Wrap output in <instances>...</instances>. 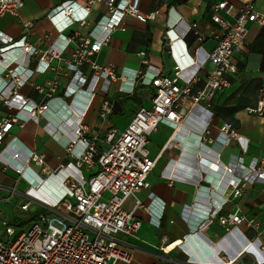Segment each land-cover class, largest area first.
I'll list each match as a JSON object with an SVG mask.
<instances>
[{
	"label": "built area",
	"instance_id": "1",
	"mask_svg": "<svg viewBox=\"0 0 264 264\" xmlns=\"http://www.w3.org/2000/svg\"><path fill=\"white\" fill-rule=\"evenodd\" d=\"M140 2L64 0L48 13L59 31L61 46L66 47L72 40L76 42L72 57L67 61V67L74 72L66 88L67 96L88 92L91 103L99 91L104 92L99 115L103 122H108L115 107L114 100L108 95L113 82L120 81L121 90L126 92H132L137 83L150 85L154 88V94L151 104L141 105L125 129L107 126L103 136L104 147L99 145L98 136L89 135L85 112L73 121L67 119V122L70 121V133L56 130L53 136L69 150L72 159L52 171L45 166L44 154H23L11 147L10 143L0 150V160L18 171L28 182L25 190L28 201L22 204V208L28 210L32 201L46 208V211L37 214L28 227L17 228L2 217L0 207V264H115L119 260L132 261L133 253L119 236L133 235L140 230L142 220L135 213L138 208H145L156 224L160 223L165 208V202L153 192L148 196V204L137 196L138 192L150 188L149 176L157 163V157H153L148 148L150 136L162 123L178 126L187 106L196 108L203 102L210 106L219 90L229 88L232 84L229 75L237 72L234 55L246 42L248 23L256 22L264 26V12L255 9L254 0L244 4L234 21L220 14L221 9L230 11L233 7L230 2L222 1L214 6V20L221 27L222 34H216L217 42L208 55L212 68L207 69L196 61L189 53L186 41L190 32L195 34L198 42L204 41L207 35L201 31L198 22H187L180 16L169 22L165 31L167 50L176 63L173 74H163L150 64L146 50L138 54L147 66L130 74L119 71L113 63H98L93 56L109 42L116 28H125V19L129 14L139 18L154 17L155 12H143ZM98 3L105 4L107 12L84 35L76 25L90 22L92 9ZM24 5L25 0H0V16L11 14L21 17L20 10ZM33 23L32 20L24 21L25 33L19 38L0 30V96L10 105L28 109L30 117L38 119L51 107L50 103L55 99L52 93L59 85L58 80L50 83L49 99L40 105L22 98L17 94V88L30 81L36 71L49 68L50 60L59 57L62 49L52 45L40 58L45 65L30 67L33 55L39 52L27 35ZM181 24L185 26L180 28ZM85 62L90 64L92 70L90 78L81 68ZM127 80L131 82L129 87L122 83ZM248 110L264 114V85L257 104ZM16 122L24 123L17 116L0 122V143ZM205 124L199 136L201 144L209 134V121L206 120ZM232 140H236L240 152L233 153L232 163L224 166L234 178L224 189L223 203L200 216L202 221L192 227L179 243L188 264H264V256L261 255L264 253V240L259 237L264 234V222L242 213H222L231 193L238 196L248 184L257 181L264 183V161L254 157L249 163L246 162L244 155L249 150L250 139L232 129L229 123L220 128L214 140L218 145V158ZM32 163L40 165L41 170H36ZM94 166H98V170L86 176L84 167ZM236 170L237 174L234 173ZM46 183L47 187L41 188ZM229 187L232 188L231 192ZM130 195L136 196V200L134 208L127 210L123 205ZM190 212L191 207L186 206L184 215ZM214 218L233 238V251L229 248L218 249V242L209 241L203 235V227ZM241 224L253 228L256 237L251 239L238 234L237 229ZM255 240L260 241L257 252L252 250ZM247 257L250 262L246 261Z\"/></svg>",
	"mask_w": 264,
	"mask_h": 264
},
{
	"label": "crops",
	"instance_id": "2",
	"mask_svg": "<svg viewBox=\"0 0 264 264\" xmlns=\"http://www.w3.org/2000/svg\"><path fill=\"white\" fill-rule=\"evenodd\" d=\"M63 1L25 0V5L20 10L21 17L11 14L0 16V30L14 38H19L25 33L24 21L34 22L27 35L38 47L39 52L33 55L30 67H43L45 64L40 58L52 45L62 49L59 57L50 60L49 68L36 71L30 81L17 88V94L22 98L40 105L49 99L47 93L50 83L58 80L59 85L52 93L55 99L51 101V107L38 119L31 118L28 109L10 105L0 96V122L4 123L13 116L24 122H16L9 128L0 143V150L10 143L11 147L23 154H44L48 171L72 159L69 150L53 136V132L59 130L70 133L69 122L85 112L84 120L89 126V135L98 136L99 145L104 147L103 136L107 126L114 125L125 129L141 105L151 104L154 92L152 86L141 83H137L132 92H126L121 90L120 81L113 82L108 95L114 100L115 107L108 122H103L99 115L104 92L99 91L91 103L88 92L67 96L66 88L74 73L67 67V61L72 57L76 42L72 40L63 48L59 31L48 17V13ZM222 1L230 2L233 7L230 11L221 9L220 14L225 19L234 21L248 0H141L143 12H155L154 17L139 18L129 14L125 19V28H116L109 42L103 45L93 58L100 64L113 63L119 71L130 74L147 66L138 54L141 50H146L150 64L159 68L163 74H173L176 63L171 52L167 50L165 31L168 23L180 16L187 22H198L201 31L207 35L204 41L198 42L195 34L190 32L186 41L189 53L199 64L210 69L213 65L208 60V55L217 42L216 34H222L221 27L214 20V6ZM254 7L264 12V0H254ZM106 12L105 4L94 5L90 22L82 26L76 25V28L87 35L96 20ZM184 26L185 24H181L180 28ZM234 60L237 72L229 75L231 86L219 90L212 98L210 106H206L204 102L196 108L189 105L185 108L178 126L162 123L150 136L148 148L151 155L157 157V163L149 176L150 188L138 192L137 196L146 204L150 201L148 196L151 192L161 198L165 202L163 216L160 223L156 224L145 208H138L135 213L142 220L140 230L133 235L119 236L133 253V259L130 262L119 260L115 264H188L187 256L179 248V243L192 227L202 221L200 216L223 203L224 189L230 179L234 178L227 173L224 166L232 163L233 153L240 152L236 140L231 141L219 158L218 145L214 141L225 123L231 124L232 129L250 139L249 150L244 155L247 163L254 157L264 161V114L248 110L257 104L264 85V26L256 22L248 23L246 42L235 53ZM81 68L90 78V64L85 62ZM122 83L128 87L131 84L128 80ZM67 119L70 121L67 122ZM206 120L209 121V134L203 140L204 144H201L199 136ZM32 165L36 170H41L40 165ZM97 170L98 166L84 167L86 176ZM234 173L237 174L238 171ZM26 184L28 182L18 171L0 160V202L4 206L16 195L20 196L19 199L22 198L12 216L7 215L5 206L2 212V215L13 218L12 223H19L14 224L17 228L28 227L39 212L46 211L45 206L37 201H32L28 210L22 208V204L28 201L25 195ZM231 191L232 188L229 187V192ZM108 195L107 193L106 196ZM135 200L136 196H128L124 208L133 209ZM10 205L12 207L9 203ZM186 206L191 207L188 215H184ZM20 207L23 212L32 211V214L29 217L22 216ZM228 212L246 214L264 222V183H250L238 196L231 193L222 209V213ZM31 218L33 219L29 224H20ZM202 233L209 241L218 242V249L229 248L233 251L235 248L233 238L227 234L226 228L217 218L207 222ZM237 233L251 239L256 237V231L246 224L239 225ZM259 237L264 240V234ZM259 242L255 240L253 251L257 252ZM261 255L263 257L264 253ZM246 261L250 262V258L247 257Z\"/></svg>",
	"mask_w": 264,
	"mask_h": 264
},
{
	"label": "rangeland",
	"instance_id": "3",
	"mask_svg": "<svg viewBox=\"0 0 264 264\" xmlns=\"http://www.w3.org/2000/svg\"><path fill=\"white\" fill-rule=\"evenodd\" d=\"M163 126V125H162ZM27 187H28V184H26L25 185V188L27 189ZM19 195H16L15 196V198L13 199V200H11L10 199V204H12V207H11V205L9 206V203L8 204H6V205H4L5 206V210H6V212L8 213L7 215L8 216H12L13 215V213H14V210L16 211L17 209H16V206L17 205H20L21 204V202H22V198H20L19 199ZM1 203V202H0ZM15 204V205H14ZM4 206L2 205V203L0 204V207H1V209H2V212L4 211ZM19 212H22L23 214H21L22 216H26V217H29L31 214H32V211H22V209H21V207H20V210H19ZM3 214V213H2ZM3 217H5V218H7L9 221H12L13 220V218H8V216H4V215H2Z\"/></svg>",
	"mask_w": 264,
	"mask_h": 264
},
{
	"label": "trees",
	"instance_id": "4",
	"mask_svg": "<svg viewBox=\"0 0 264 264\" xmlns=\"http://www.w3.org/2000/svg\"><path fill=\"white\" fill-rule=\"evenodd\" d=\"M153 94H154V92H153ZM153 94H152V96H153ZM33 218L35 219V217H33ZM33 218H31L30 220H27V221H25V222H23V223H20V224H21V225L29 224ZM13 224H19V223H18L17 221H13Z\"/></svg>",
	"mask_w": 264,
	"mask_h": 264
},
{
	"label": "bare ground",
	"instance_id": "5",
	"mask_svg": "<svg viewBox=\"0 0 264 264\" xmlns=\"http://www.w3.org/2000/svg\"><path fill=\"white\" fill-rule=\"evenodd\" d=\"M46 187H47V183L41 186V188H43V189Z\"/></svg>",
	"mask_w": 264,
	"mask_h": 264
}]
</instances>
